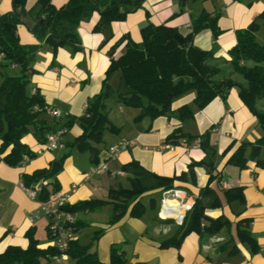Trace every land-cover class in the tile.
I'll return each instance as SVG.
<instances>
[{
	"label": "crops",
	"instance_id": "1",
	"mask_svg": "<svg viewBox=\"0 0 264 264\" xmlns=\"http://www.w3.org/2000/svg\"><path fill=\"white\" fill-rule=\"evenodd\" d=\"M51 1L56 8L67 2ZM35 8V0H25L22 7L14 5L13 0H0V13L13 9L20 20L16 33L21 44L37 43L30 30ZM262 10V0H187L185 4H180L178 0H142V6L129 13L125 20L110 23L112 38L103 46L101 43L104 34L92 30L98 19V13L93 12L76 29L79 50L72 51L70 47L64 46L52 53L49 45L40 44L32 62L35 72L30 77L29 91L33 92L36 88L43 95L48 109L44 116L48 123L54 121L58 125L66 115L80 116L87 100L100 91L110 59L108 50L120 36L128 35L132 41L139 43L140 28L149 21L175 27L186 37L191 33L192 20L202 12L211 16L218 14L219 32L214 36L209 27L203 28L193 35L191 43L210 53L208 60L218 66L217 75L227 76L232 71L229 49L236 42L235 31L249 25ZM258 36L260 41L264 40L262 28L259 29ZM124 45L125 41L115 48L114 58L122 54ZM114 76L119 79H115L116 88L120 87L117 73L110 79L111 86ZM237 90V87H232L224 100L217 96L201 109L193 102L194 93H186L172 102L169 115H160L153 119L144 116L137 121L134 118L139 112L138 109L118 104L111 116L106 113L117 130L104 131L95 160L92 151L76 152L67 144L81 133L77 121L62 135L54 150L39 152L43 149V143L38 142L31 132L24 135L21 141L35 153L32 158L12 167L2 159L4 154H0V252L10 245L26 248L28 239L25 233L29 229H33L38 247L46 248L52 244L47 231V217L40 214L32 221L28 219V213L39 208L38 201L28 197L22 188L24 174L41 168L50 169L52 162L57 161L61 169L53 177L60 190L69 193V205L92 198L105 199L109 189L131 187L121 166L132 159L158 175L173 176L186 172L191 162L204 158L200 147L186 148L178 143L174 144L173 150H159L157 146L167 142V136L177 128L192 136L210 129L209 142L216 151L213 161L220 178L219 182L213 179L210 185L218 191L226 189L221 186L223 183L228 187L242 186L245 197V204L232 202L227 205L223 202L218 208L206 210V214L212 218L219 215L228 218L231 222L229 229L206 239L191 232L185 236L178 248H161L160 242L171 237L180 225L176 220L161 218L158 215L159 209L154 217H147L144 213L142 217L135 218L128 215L127 211L119 220L110 222L112 207L106 204L93 211L74 213L77 224L74 239L82 245L90 243L89 251H96L98 259L104 263L109 261L110 245L114 244L123 253L125 264H264V170L253 161H248L247 166L240 169L227 163L231 149L223 154L231 142H234L235 147L242 141H254L261 135L256 117L239 98ZM183 104L190 108L192 117L179 120L177 108ZM257 107L264 108V99L257 100ZM50 109L58 110L60 115H51ZM121 139H127L130 143L117 155H111L108 148ZM104 162L108 167L106 171L89 173L90 168L99 167ZM121 171L123 174H119ZM194 172L195 183L189 180L175 182L176 188L184 190L190 197H196L209 181V174L204 168L194 167ZM119 178H124L125 181L122 182ZM154 192L159 191L148 192L142 197ZM142 197L141 202L145 205ZM99 210H102V216ZM239 211L242 212L236 216L235 213ZM241 218L250 219L247 230L257 244L254 252L236 238L234 224ZM85 226L90 227L92 232L88 229L85 239L82 240L81 234L85 232ZM98 230L101 232L94 238ZM224 241H229L228 248L236 244L238 251L231 255L227 253L228 249L222 253L216 252L217 244Z\"/></svg>",
	"mask_w": 264,
	"mask_h": 264
},
{
	"label": "trees",
	"instance_id": "2",
	"mask_svg": "<svg viewBox=\"0 0 264 264\" xmlns=\"http://www.w3.org/2000/svg\"><path fill=\"white\" fill-rule=\"evenodd\" d=\"M185 4L187 0H178ZM264 2V0H262ZM25 0H13L14 5H24ZM33 26L30 30L37 43L21 44L16 33L20 22L15 10L0 13V51L4 54L0 61V154L9 166H19L34 156V152L22 142V137L31 132L36 140L44 143L45 136L51 131L64 128L65 132L78 122L81 133L67 143L76 152L92 151L93 160L98 155V145L102 142L105 130L115 132L105 112V100L113 92L110 79L119 74L127 90L116 89L118 102L123 106L139 110L135 120L144 116L151 119L160 115H169L172 102L186 93L193 92V102L197 108L205 107L213 98H226L232 87H237L238 96L256 117L261 135L254 141H242L234 147L231 142L223 154L232 150L227 163L243 169L248 161H253L257 167L264 170V108L257 107V100L264 97V40L259 41L257 34L260 28L264 31V10H262L249 25L235 31L236 42L229 49L232 71L227 76H219L218 66L210 63V53L191 43L194 34L209 27L213 35L219 32L217 28L218 14L208 15L202 12L192 20L191 33L182 36L175 27L164 23L146 22L140 28L141 41L135 43L128 35L120 36L108 50L109 64L101 81L100 91L86 102L82 115H66L55 125L48 123L45 113L48 110L45 99L38 89L30 92V77L35 72L32 62L41 43L50 46L52 53L59 47H70L72 51L80 49L76 29L80 22L88 19L93 12L98 13V19L92 30L104 34L101 45L111 38L110 23L123 21L127 15L142 6V0H67L56 8L51 0H35ZM261 21V22H260ZM125 41L124 51L117 58L113 57L115 48ZM234 73L242 80H236ZM177 117L184 120L192 117L190 108L183 104L177 108ZM210 129L192 136L183 133L179 128L167 136L166 141L178 144L181 139L200 140V148L204 158L191 162L186 172L180 175H158L132 159L123 164L121 169L130 181V188L109 189L105 199H87L72 205L67 204L70 212L93 211L97 207L110 204L112 217L110 222L119 220L128 211V215L140 218L146 211L141 197L152 191L159 192L176 188L175 182L189 180L195 183L194 167H202L209 174V181L195 197L191 209L184 220L177 226L176 232L160 242L161 248L173 246L178 248L191 232L197 233L201 239L214 236L222 230L229 229L231 222L223 215L210 217L207 209L218 208L223 202L245 204L242 186H233L218 191L210 182H219L213 158L216 151L209 142ZM49 168L36 169L30 174H24V186L45 181L41 185L38 199L46 201L51 193L60 190L55 180L46 178ZM48 186L51 188L48 189ZM220 193L222 197L220 196ZM153 208L152 199L149 202ZM242 211L235 213L239 216ZM249 218L238 219L235 224V235L239 243L247 244L252 252L257 250V244L247 230ZM77 224H75L76 227ZM101 231L95 233L98 237ZM28 239L26 248L7 246L0 252V264H38L42 258H47L55 252L54 248L37 246L38 240L33 229L25 233ZM229 241L220 242L215 250L218 253L228 249L229 255L235 254L236 244L228 248ZM89 244L82 245L76 239L71 241L67 253L75 264H125L123 253L114 244L110 245L109 261L104 263L97 257L96 251H89Z\"/></svg>",
	"mask_w": 264,
	"mask_h": 264
},
{
	"label": "built area",
	"instance_id": "3",
	"mask_svg": "<svg viewBox=\"0 0 264 264\" xmlns=\"http://www.w3.org/2000/svg\"><path fill=\"white\" fill-rule=\"evenodd\" d=\"M4 54L0 51V61L3 59ZM73 81V80H72ZM49 113L53 116H59L60 112L56 109H50ZM65 132L64 128L51 131L46 134L45 141L43 143L42 150H54ZM130 142L127 139H121L117 143L111 145L108 150L111 155L115 156L119 151L125 149ZM179 144L189 147H199L200 140L196 138L192 141L181 139ZM174 144L167 142L160 143L157 148L174 149ZM108 169L107 163H102L99 167H92L89 173H102ZM123 174V172H119ZM45 181H39L29 186L22 185L28 197L38 201V208L28 213V219L30 221L38 218L40 214L47 217V231L52 241L51 247L55 252L49 255L47 258H43L38 264H73L74 260L71 259L67 253L69 243L74 240L75 229V216L73 212L66 209V205L69 193L63 190H58L51 193L46 201H40L37 197L41 188V185ZM223 188H228L226 183L221 184ZM75 185L72 186V189ZM162 202L158 215L163 219H174L178 224H181L185 214L191 209L195 197H190L184 190L171 188L161 191Z\"/></svg>",
	"mask_w": 264,
	"mask_h": 264
},
{
	"label": "rangeland",
	"instance_id": "4",
	"mask_svg": "<svg viewBox=\"0 0 264 264\" xmlns=\"http://www.w3.org/2000/svg\"><path fill=\"white\" fill-rule=\"evenodd\" d=\"M257 39L259 40V36L257 34ZM260 41V40H259ZM117 76H114L112 78V82H113V85H112V88H113V92L110 93V95L106 98L105 100V112L107 114H109V116L112 115V112L115 110V108L119 105H122L121 103L118 102V98H117V94H116V89H119V91L121 92H124L125 90H127L126 86L124 85V83L121 81L119 82L120 83V87L118 86L116 88V78ZM236 80H242L241 79V76L239 74H236L234 73V76H233ZM119 80V79H117ZM111 82V83H112ZM262 99H264V97H262ZM123 106V105H122ZM127 107V106H126ZM86 152V151H85ZM90 152V151H88ZM122 182H124V178H119ZM220 196L222 197L221 193H220ZM152 199V202H153V208L150 207V201ZM142 201L145 203V205L147 206V210L145 212V216H155V213L161 208V202H162V196H161V193L160 192H154V193H151L150 195L146 196V197H142ZM98 211V210H97ZM79 213H83V211L79 212ZM99 213H100V216H102L103 212L102 210H99ZM185 216L183 217V220H184ZM90 228V227H89ZM88 227H84V231L82 234H81V238L82 240L85 239V234H86V231L89 229ZM90 233L92 232L90 229L88 230ZM84 236V237H83Z\"/></svg>",
	"mask_w": 264,
	"mask_h": 264
},
{
	"label": "water",
	"instance_id": "5",
	"mask_svg": "<svg viewBox=\"0 0 264 264\" xmlns=\"http://www.w3.org/2000/svg\"><path fill=\"white\" fill-rule=\"evenodd\" d=\"M60 169H61V165L59 162L57 161L52 162L50 169L48 173L46 174V178L47 179L52 178Z\"/></svg>",
	"mask_w": 264,
	"mask_h": 264
}]
</instances>
